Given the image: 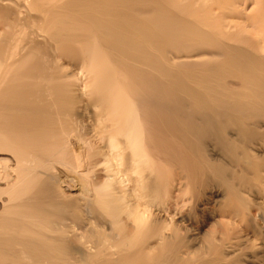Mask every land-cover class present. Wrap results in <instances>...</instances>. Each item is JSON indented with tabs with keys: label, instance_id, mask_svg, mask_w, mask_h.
Masks as SVG:
<instances>
[{
	"label": "bare ground",
	"instance_id": "6f19581e",
	"mask_svg": "<svg viewBox=\"0 0 264 264\" xmlns=\"http://www.w3.org/2000/svg\"><path fill=\"white\" fill-rule=\"evenodd\" d=\"M0 264H264V0H0Z\"/></svg>",
	"mask_w": 264,
	"mask_h": 264
}]
</instances>
